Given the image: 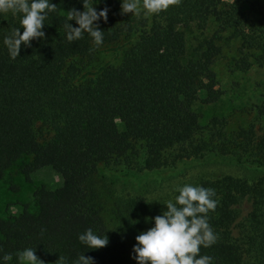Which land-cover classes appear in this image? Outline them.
Masks as SVG:
<instances>
[{"label":"trees","instance_id":"obj_1","mask_svg":"<svg viewBox=\"0 0 264 264\" xmlns=\"http://www.w3.org/2000/svg\"><path fill=\"white\" fill-rule=\"evenodd\" d=\"M50 2L56 9L46 16L44 37L22 43L14 60L3 39L15 27L23 30L20 16L0 13V178L23 158L25 181L41 173L53 180L41 179L33 190L35 211L19 200L5 204L0 257L11 254L3 264H20L17 253L32 247L50 264H59V256L72 264L81 253L94 264H137L130 255L134 237L151 227L152 217L117 216L121 224L109 226L97 172L115 167L134 176L206 154L264 168L263 130L253 123L228 129L216 114L201 124L199 111L221 98L213 63L223 33L237 40L235 69L264 64V0H180L139 19L121 14L120 0H100L93 7L108 12L106 21L94 22L103 31L99 45L87 33L65 39V11L83 10L82 0ZM192 27L212 30L190 45ZM105 50L116 52L115 64L82 71V60ZM258 96L255 113L264 118V87ZM196 185L212 188L218 200L208 212L216 242L199 255L213 264H264V174L254 180L223 174ZM89 228L108 243L85 249L77 235Z\"/></svg>","mask_w":264,"mask_h":264},{"label":"rangeland","instance_id":"obj_2","mask_svg":"<svg viewBox=\"0 0 264 264\" xmlns=\"http://www.w3.org/2000/svg\"><path fill=\"white\" fill-rule=\"evenodd\" d=\"M208 27L202 33L194 27L186 31V36L191 45L195 36L209 34ZM222 50L220 56L213 63V70L222 91L221 98L213 105L199 108L201 113L200 123H207L208 119L216 114L227 120V128L234 129L238 126H247L250 123L264 131V118L255 113V107L264 87V64L252 65L247 70L235 69L231 62L236 55L237 40H227L222 35ZM118 60L116 52L105 50L89 61H81L86 67L82 71H95L105 63L115 64ZM23 158L18 159L10 168L5 170L0 178V217H5L3 208L6 203L19 200L27 203L31 211L36 210L32 192L39 181H53L50 175L41 173L39 179L27 182L19 171ZM223 174L254 180L264 174L263 167H257L248 162H237L229 156H216L206 154L203 158H189L177 162L173 167L144 171L134 176H125L120 169L115 167H102L97 172V185L102 196V214L109 226L120 225L118 219L127 216L133 218L140 216L154 217L161 215L166 210L163 201L172 199L178 193L172 189L177 185H196L201 178H213ZM16 186V189L13 188ZM144 199H157L145 202ZM248 205H240V213L247 211ZM118 216V217H117ZM43 264H50L45 256L38 257Z\"/></svg>","mask_w":264,"mask_h":264},{"label":"clouds","instance_id":"obj_3","mask_svg":"<svg viewBox=\"0 0 264 264\" xmlns=\"http://www.w3.org/2000/svg\"><path fill=\"white\" fill-rule=\"evenodd\" d=\"M82 0L83 10L69 9L65 11V39L68 42L78 40L87 33L93 45L103 41V31L96 23L107 20L108 8L96 10L93 4ZM180 0H120L121 14H131L139 19L158 14L170 5L178 4ZM56 9V4L50 0H0V13L11 12L19 14V25L6 35L3 44L6 47L9 59L14 60L19 53L21 44L27 46L36 38H43L45 33L42 27L46 16ZM74 20L75 27L68 23ZM178 193L172 199L163 201L166 210L161 215L152 217V225L145 231L139 232L132 245L131 258L137 264H213V258L208 255H199L201 247H209L216 242L217 235L208 224V212L214 211L218 203L215 191L201 185H177L172 189ZM151 202L157 199H144ZM147 219V218H146ZM78 241L85 249H97L108 243L105 235H97L91 228L77 235ZM20 264H43L34 254L32 247L24 248L17 253ZM11 254L0 257V264L10 261ZM59 264H66L63 257L56 260ZM72 264H94L91 256L82 253Z\"/></svg>","mask_w":264,"mask_h":264}]
</instances>
